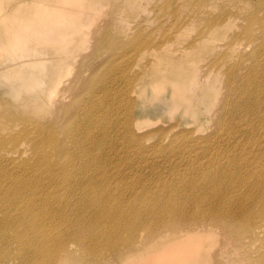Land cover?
I'll use <instances>...</instances> for the list:
<instances>
[{
  "label": "bare ground",
  "instance_id": "bare-ground-1",
  "mask_svg": "<svg viewBox=\"0 0 264 264\" xmlns=\"http://www.w3.org/2000/svg\"><path fill=\"white\" fill-rule=\"evenodd\" d=\"M64 3L79 4L77 0H60L59 4L44 5L43 12L34 13L30 19L13 11L0 21L5 24L14 19L12 43L58 39L66 32L78 35L81 31L77 26L82 23L76 22V25L71 21L77 15L63 7ZM66 22L70 23L64 29ZM248 22L233 35L234 46L225 56H232L241 48L247 49L249 44L252 46V30L264 31V22L258 13L251 11ZM254 27L257 29H252ZM258 47L251 49L250 69L244 75L240 73L243 77L239 81L235 76L236 65L224 69L227 96H219L211 80L199 77L195 64L180 70L187 74L181 79L182 83L170 78L174 83L172 102L176 105L187 103L193 94L202 96L213 91L212 102L220 103L223 115L216 120V131L204 142H213L216 138L217 147L223 141L232 142L224 150L217 148L211 153L198 137L192 143L190 139L194 136L186 135L189 130L174 133L172 129L158 127L139 135L128 121L121 128L113 123L104 127L102 124L110 117L107 110L111 107L106 101L90 110L77 103V109L72 112L77 123L89 125L90 136L85 141L80 138L81 133L74 134L72 129L66 135L62 123H58L57 128L48 123L47 133L29 138L33 140V157L16 158L8 156L12 150L2 152L0 258L11 261L19 255L30 264H189L190 257L198 256L210 246L211 264H233L234 260L246 264L247 259L239 255L247 252L259 259L257 264H264V252L249 246L255 240L247 245L242 240L251 237L260 224L264 225V84L261 81L264 47ZM72 51L73 47L66 46L65 57L59 61L66 60ZM152 65L149 63L147 68ZM88 80L89 77L80 79L75 100L79 92H89L92 96L100 91L93 100H97L100 93L104 96L110 93L104 80L100 83L92 80L98 87L88 84ZM164 80L163 77L161 82ZM130 101L128 97V109ZM207 109L210 113L211 104ZM220 125L225 126L224 130L217 128ZM222 131L225 138L219 135ZM167 133L172 134L164 144ZM48 134H52L55 141H50V136L46 138ZM152 134H157L156 141L161 144L153 147L160 150L164 160L167 153H176L170 166L173 180L167 184L159 181L155 188L144 186L131 190L129 183L124 182L122 155L117 159L106 147L118 148L123 144L125 150L135 147L143 150L146 146L143 141ZM173 135L181 138L182 144L173 140ZM12 139L17 138L12 136ZM44 140L47 145L40 144ZM3 144L2 138L0 148ZM48 146L50 148L46 149ZM195 151L204 154L202 157L207 155L206 160L192 159ZM1 161H7L9 167H4ZM116 161V168H111L110 164ZM128 164L135 163L130 160ZM5 168L20 170L22 174L7 181ZM152 173L147 171L139 179L145 180ZM113 183L122 184L114 188ZM11 239L17 246L5 257L7 242ZM70 243L82 250L81 258L70 250ZM222 247L225 253L220 259ZM85 251L88 254L84 255ZM202 263L205 261L198 264Z\"/></svg>",
  "mask_w": 264,
  "mask_h": 264
},
{
  "label": "rangeland",
  "instance_id": "rangeland-1",
  "mask_svg": "<svg viewBox=\"0 0 264 264\" xmlns=\"http://www.w3.org/2000/svg\"><path fill=\"white\" fill-rule=\"evenodd\" d=\"M77 2L79 4L62 5L77 15L72 22L76 25V22L82 23L77 26L81 33L75 36L66 32L58 39H45L42 42L15 41L17 43L14 44L10 38L16 26L14 19L5 24L0 21V139H4L0 148V160L1 153L9 150H12V154L9 153L8 156H21L24 159L33 157V140L29 138L37 133H47L49 125L57 128V124L62 123L65 134L72 129L74 134H82L80 138L83 141L87 140L90 136L89 125L77 123L72 116L77 103L90 110L108 101L111 105L107 110L110 117H106L102 124L104 127L113 123L121 128L128 121L139 135L158 127L163 130L172 129L174 133L189 130L186 135L194 136L190 139L193 140L192 143L195 137L201 138L202 144H206L211 153L217 148L219 151L224 150L225 146L232 143L223 141L217 147L216 138L214 143L204 142L216 131V120L223 115L220 103L212 102L213 91L202 96L191 95L188 106L187 103L176 105L172 102L174 83L170 78L182 83L181 79L187 74L180 70L186 65L195 64L198 66L197 75L211 80L213 87L218 88L219 96H227L229 91L224 82V69L236 65L235 76L236 81H239L244 72L250 69L248 65L251 64V49H255L257 45L258 48L264 47V38H258L264 35V31L252 30V46L249 44V48L235 50L232 56L224 54L234 46L233 35L242 25L249 23L248 15L251 11L258 13L264 22V0ZM59 3L60 0H0V18L15 11L22 18L30 19L34 13L43 12L44 5ZM69 23L66 22L62 27L67 28ZM196 39L197 44L192 45V41ZM163 42L164 44H159ZM66 46L73 47V51L66 60L59 61L65 57ZM159 47L165 50V54L163 49H156ZM149 63H153L150 69L147 68ZM261 74L264 84V72ZM82 77H89L87 83H91L90 85L104 80L110 93L106 96L100 93L97 100H93L92 97L100 91L92 96L89 92H79L75 100V89L79 87ZM163 77L165 80L161 82ZM128 97L131 100L129 109L126 104ZM209 104L210 113L207 112ZM217 128L224 130L225 126ZM171 134L165 135L164 144ZM53 135L48 134L46 138L50 136V141H55ZM219 135L225 138L223 131ZM12 136L17 139L13 141ZM173 137L178 144H182L181 138ZM156 138L157 134L147 137L143 141L146 145L143 150L136 147L134 150H125L123 144L118 148H110V145L106 147L108 153L117 159L122 155L124 182L129 183L131 190L144 186L155 188L159 181L167 184L173 180L170 166L171 161L176 159V153H167V159L164 160L160 150L153 147L154 144H161ZM40 144L47 145V140ZM48 148L50 147L46 149ZM21 150L23 152L19 154ZM202 155L204 154L195 151L191 157L205 161L207 155ZM3 159L6 160L5 157ZM130 160L135 164H128ZM117 161L111 163L110 167L115 169ZM1 164L4 167L10 165L7 161H1ZM5 169L6 180L22 174L20 170ZM147 171L153 172L152 175L145 180L139 179ZM158 172L161 174L159 177ZM177 179L179 178L175 180ZM113 184L114 188H118L122 183ZM251 235L243 237V243L247 245L250 240H255L249 246L264 252V225L260 224L258 230ZM7 245L5 257L10 256V250L17 246L12 239ZM69 248L76 256L82 257V250L77 245L70 243ZM221 250L220 259L225 253L223 247ZM211 251L209 246L198 256L190 257L189 264H198L200 261L211 264ZM83 254H88V251ZM239 257L247 259L246 264H257L259 261L251 252L240 254ZM3 258H0V262L5 261L3 264H30L19 255H15L11 261ZM233 264L238 263L234 260Z\"/></svg>",
  "mask_w": 264,
  "mask_h": 264
}]
</instances>
